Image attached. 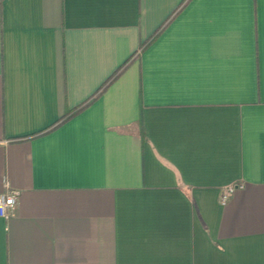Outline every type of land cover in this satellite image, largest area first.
<instances>
[{
    "label": "crops",
    "instance_id": "0c3cea01",
    "mask_svg": "<svg viewBox=\"0 0 264 264\" xmlns=\"http://www.w3.org/2000/svg\"><path fill=\"white\" fill-rule=\"evenodd\" d=\"M185 2L0 5V264H264V0H190L22 140Z\"/></svg>",
    "mask_w": 264,
    "mask_h": 264
},
{
    "label": "trees",
    "instance_id": "16d2710c",
    "mask_svg": "<svg viewBox=\"0 0 264 264\" xmlns=\"http://www.w3.org/2000/svg\"><path fill=\"white\" fill-rule=\"evenodd\" d=\"M4 0H0V5L3 4ZM190 0H186V2L158 29L155 31V33L148 38L142 45L140 46L139 50L131 56L122 66H120L104 83L103 85L97 90V92L90 97L88 100H86L84 103H82L80 106L76 107L73 110L68 111L62 118H60L54 125L50 126L43 132H40L38 134H35L29 138L22 139L23 141L31 140L37 137H41L45 134H49L78 115L82 114L84 111H86L94 102H96L118 79L128 70V68L140 57L142 53H144L164 32V30L171 24V22L177 17V15L182 11V9L186 6V4ZM145 141V138L143 139Z\"/></svg>",
    "mask_w": 264,
    "mask_h": 264
},
{
    "label": "built area",
    "instance_id": "2783aa9c",
    "mask_svg": "<svg viewBox=\"0 0 264 264\" xmlns=\"http://www.w3.org/2000/svg\"><path fill=\"white\" fill-rule=\"evenodd\" d=\"M243 188V184L232 185L225 188L221 196V202L225 204L236 193V191ZM16 206L17 201L15 196L10 194L0 196V217L7 218L15 211Z\"/></svg>",
    "mask_w": 264,
    "mask_h": 264
}]
</instances>
